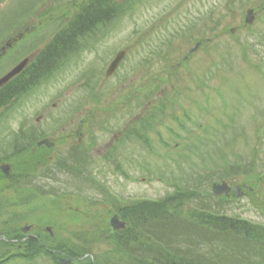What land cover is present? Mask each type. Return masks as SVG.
<instances>
[{"label":"rangeland","instance_id":"374dc122","mask_svg":"<svg viewBox=\"0 0 264 264\" xmlns=\"http://www.w3.org/2000/svg\"><path fill=\"white\" fill-rule=\"evenodd\" d=\"M41 1L39 5L42 3L43 6L52 2ZM59 1L54 4L60 8L54 12L58 17L56 24L62 16V3L67 2ZM3 5L4 1L0 0V13ZM240 6V0H142L132 14L125 11L120 21L115 16L111 21L116 22L109 30L99 33L95 40L66 38L80 47L63 64L61 73L39 86L32 95L26 94L24 103L3 112L0 128L8 129H0V138L4 136L7 142L15 135V141L10 140L12 143L8 147L2 141L0 154L5 152L4 149L9 151L10 146L12 149L15 144L21 145L22 132L38 134L43 129L48 134H54V130L61 135L66 125L67 132L74 133L82 125L84 147L80 148H87L88 165H84V159L78 168L89 169L84 179L87 176L96 180L86 182L82 176L72 175L67 168L64 173H59L57 181L39 179L42 169L31 165L35 167L36 180L32 186L39 188L26 192L23 185L10 183L6 177L0 182L3 186L0 204L10 216L7 220H4L7 217L0 218V227L4 228L8 221L10 228L28 225L34 219L32 215H42L57 204L58 209L49 211L54 216L45 221L54 226L58 242L60 238H67L70 245H78L79 234L88 237L102 219L109 220L113 202L110 194L124 204L137 199L164 198L175 190L176 185L194 186L199 183V174H206L209 166L212 167L211 156L221 161L217 151L209 153L216 147H223L225 160L234 162L237 160L235 152L241 159L250 161L258 145L259 161H256L264 169V164L260 163L264 160V41L259 39H264V0H245L246 7ZM250 8L257 14L252 24H246ZM2 22L4 16L0 15V24ZM55 26L54 22L46 26L44 37H49L48 31H54ZM58 30L59 33L62 29ZM201 40L210 41L211 49L204 53L201 44L186 60L187 64H182L189 50ZM236 41L247 44L246 53ZM44 44L38 55L47 50L49 44L47 41ZM54 45L57 52L58 45ZM122 50L125 56L119 68L107 77L108 66ZM159 51L167 53V60L157 53ZM29 55H32L31 51L26 53ZM9 62L0 66L1 74L21 61ZM180 62L178 82L161 84L159 78L167 79L170 67ZM197 80L204 86L199 87ZM151 83L161 86L157 95L151 94ZM165 91L171 96L165 101L170 103L173 98L174 107L167 106L142 128L144 117L149 114L148 108L154 112V106L160 102L157 100ZM128 130L141 132L144 140L126 138L122 141ZM79 138L60 144L59 154L67 152L72 143H79ZM27 141L30 138L24 140ZM71 153L75 154L72 150ZM106 155L113 157L107 159ZM18 172L13 169V174ZM232 181L234 188L244 182L242 178ZM203 183L208 188L214 181ZM248 187L245 185L240 190L239 197H230L234 200L224 208L233 216L264 223V217L248 195ZM53 188L57 196L51 193ZM256 188L254 195L260 200L264 196V178ZM4 198L11 201L5 202ZM36 198L43 199L35 201L38 208H34L37 209L35 213H29L32 202L30 205L26 200ZM75 212L79 217L73 219ZM115 245L102 242L93 252L102 260V252H116ZM15 252L18 251L6 250V254L1 251L0 255L4 254V258ZM10 263L54 264L48 256L33 261L16 259Z\"/></svg>","mask_w":264,"mask_h":264},{"label":"trees","instance_id":"16d2710c","mask_svg":"<svg viewBox=\"0 0 264 264\" xmlns=\"http://www.w3.org/2000/svg\"><path fill=\"white\" fill-rule=\"evenodd\" d=\"M141 2L142 0H105L103 4L100 0H90V19L87 26L85 27L78 20L74 23L73 31L68 33L66 29L60 30L55 37L57 41L49 43L47 50L45 49L42 54L38 55L23 74L18 75L9 83L10 85L22 86L20 92L15 91L3 95L4 88L0 90V117H2L4 111L16 106L17 103L25 101L26 94L30 93L32 95L39 86L46 84L54 79L56 74L61 73L63 64L80 47V44L75 41L63 40H66V38L75 40L81 37L86 41H93L100 36L99 33L111 28L112 23L116 22L115 20L111 21L113 18L115 19V16L116 20L120 21L121 14L126 13L125 11L132 14ZM240 2L241 8L246 7L245 0H240ZM259 39L264 41L261 37ZM201 42L204 46L202 51L204 53L208 52L211 49L209 48L210 41L201 40ZM236 42L240 45L241 51L246 53L247 44ZM55 43L58 45L57 56H54L51 49ZM157 53L162 54L163 58L167 60L166 52L159 51ZM186 60L183 58L182 64H187ZM180 64L181 62L170 67L169 77L167 79L160 77V83L166 84L169 82L173 85L174 82H178L177 67ZM149 86H152L150 91H152L153 96L161 90L158 83H151ZM198 86L202 87L204 84L198 83ZM175 93L177 94V91ZM168 96L165 91L159 97L160 100L157 101L160 102L157 107L154 106V112H151L148 108L149 114L144 117L142 128L149 125V121L153 120L159 112L163 113L167 106L174 107V103L172 104L173 98L170 99V103L166 102ZM185 116L189 117L187 112H185ZM174 119L181 128L185 129V126L180 123L177 117ZM225 126L231 127L230 125ZM126 138L144 140L145 137L141 132L128 130L122 141ZM231 143L233 144V142ZM216 149L209 151V153H213V151L216 153L217 151L221 161L214 160L211 156L212 167L209 166L206 174H199V183L194 186L176 185L175 190L164 198L137 199L129 204H119L117 197L110 194L113 201L111 202L113 209H111L110 214H118L126 222V228L113 231L109 220L102 219L101 224L94 227L93 234H89L88 237L82 233L79 234L80 244L78 245H70L69 239L60 238L57 255L71 258L77 264H101L100 262H104L102 264H264V223H256L247 218L227 213L224 205L229 207L228 204L234 198L216 197L211 192V186L205 188L203 183L205 180H211V182L213 180L214 183L226 181L232 185V180L242 178L244 182L239 184L240 187L249 186L247 188L248 195L258 212L264 217V196L259 200L258 196L254 195V189L257 190L256 187L264 178L262 171L264 169H261L256 161H259L258 145L250 161L241 159L238 157V153L235 152L234 155L237 156V160L229 162L224 158V148L219 146ZM111 157L113 156L106 155L107 159ZM85 158V150L80 149L75 152V155L71 154L68 157L59 158L58 165L61 170L69 168L68 170L75 176L83 177L85 166L82 169L77 168L82 166ZM260 163L263 165L264 160ZM84 165H88V160ZM117 167L120 169V166ZM4 176V174H0V182L4 180ZM89 179L95 182L92 177L83 178L86 182H89ZM2 192L3 190L0 188V194ZM107 192L109 194L108 190ZM11 229L15 230V228ZM0 231L8 238H19V236L10 235L5 228L0 229ZM102 242H105L106 245L116 244L117 250L116 252H114L115 250L102 252L103 258L101 260L97 258L93 251L96 245ZM20 244V242L14 244L8 241L0 242V245L3 246ZM41 256H48L52 263L59 264L54 254L45 251L42 246L36 253L15 252L4 262L16 259L33 261ZM91 257L94 259H91Z\"/></svg>","mask_w":264,"mask_h":264},{"label":"flooded vegetation","instance_id":"af4514ba","mask_svg":"<svg viewBox=\"0 0 264 264\" xmlns=\"http://www.w3.org/2000/svg\"><path fill=\"white\" fill-rule=\"evenodd\" d=\"M3 1H4V5H3L4 8H2L3 11H1L0 13V15L4 16V22L0 24V66L1 67L5 64L8 65L10 63L9 61L11 62L22 61L26 58H29L28 65H30L37 58L38 53L41 52L39 48L41 47L42 44L45 43V41H47L48 44L50 43V41H57L55 37L58 34L57 32L59 31L58 29H62V31L66 29L67 32L69 33L73 31V28L75 26L74 23L76 21L78 22L79 20V22H81L86 27L88 24L87 22L90 19L89 18L90 0H67V2H63L61 6L62 16L58 24H56L55 22L58 19V17H56V15L54 16V12L60 10V8L59 7L56 8L57 5L55 6L54 4L60 2L59 0H52L50 4L48 5L45 4L44 6L42 5V3L41 5H39V3L42 2L41 0H3ZM100 2L104 4L105 0H100ZM53 22L56 25L54 28L55 30L53 31L52 29H50L48 31L49 37L48 35L44 37L43 32L45 27L48 25L50 26L51 23ZM63 41H67V40H63ZM28 44L31 45L28 47ZM56 49L57 46L54 45L52 47V53H54V56H57V52L55 51ZM28 51H31L32 53L31 56L30 55L26 56V53ZM16 65L17 64H15L14 66ZM9 71L2 74L0 72V78L6 75ZM24 71H22L19 75L23 74ZM2 72L4 71L2 70ZM16 77L8 81L4 86L0 88V90L4 88L3 95L15 91L20 92L22 86H17L16 84L13 85L9 84ZM22 103H24V101L17 103L15 105L17 106L18 104H22ZM2 119H4V117H0V121ZM3 127L0 128L3 131L6 130V128L8 129V127H4V128ZM81 127L82 125H80L78 127V130L74 133V132H67L68 127L66 125V127L63 128V133L61 135H59L58 133L56 134L54 130H53L54 134H48V132L47 131L45 132L43 129H41V132H39L38 134H35V131H28V133L30 134H26L25 132H22L19 137L23 141L21 142V145L16 146L15 144L14 148L12 149H10L12 147L10 146L9 151H7L8 149H4L5 152L0 154V163H1L0 174L1 173L4 174L5 175L4 178L8 177L7 180L10 183L23 185L24 190L26 192L28 191L32 192L33 188L38 186V185L32 186V183L35 182L36 180L34 178L35 167H32L31 165L33 166L36 165L38 170L42 169L43 172L40 175L39 179L49 180L50 178H53L54 180L57 181L60 171L64 173L66 169V168H64V170L60 169L58 165L59 157H61L62 155H63L62 157H68L69 155L72 154L71 150L75 153L81 149L80 147H84L82 145V140H81L83 139V134L80 131ZM32 129L34 130L35 128L32 127ZM14 136L12 137V139H14ZM77 136L80 137L79 138L80 142L72 143L71 147L67 150V152L60 155L59 150H57L59 145L64 144V142H68V141L71 142ZM27 138H30V141L24 142V140H26ZM10 140L6 142V139L3 136L0 138V143L4 141V145H7L8 147V145H11L12 143V141ZM13 141H15V139ZM83 149L85 150V152H87V148H83ZM17 156L18 158H16ZM14 164L15 166L13 167V169L19 171L18 173L15 174H13V169L12 170L10 169ZM30 178L33 179L31 182L28 181ZM2 187L3 186H0V188ZM55 190L56 189L53 188L50 191L52 194H55L54 196H57ZM41 199L43 198H36L32 201L26 200V202L29 203L30 205H31L30 202H32V205L29 207V211H28L29 213H35L37 209L34 208H38V207L34 202ZM4 200L5 202L8 203L9 200L11 201L10 198H4ZM129 203L130 201L124 204H129ZM42 207H40L39 210ZM52 208L58 209L57 204H54ZM52 208L51 210H48L46 213L43 214L40 213L42 215H39L37 217H34L31 214L32 218H34L33 221L28 225H24L27 223H24L23 226L21 224L15 225L14 226L15 230H12L10 229V227L7 226L9 222L8 221L5 225V227H7L6 231L10 233V235L12 236L13 235L20 236L18 239H8V242H11L13 244L20 242L21 244L13 245V246L0 245V252L2 251L3 253H5L6 250L11 251L13 249L21 252L27 251L28 253L30 252L36 253V251L42 246V248H44L45 251L53 253L54 256L56 257L57 253L59 252V245L57 238L58 236L53 228L54 226L51 225L49 222L45 221L48 218L50 219L54 216L52 213L50 215V212L53 210ZM6 210L7 209H5V207L2 204H0V217L1 218L7 217L4 220L9 219L10 216L7 213L8 210L7 211ZM54 212H58V211L55 210Z\"/></svg>","mask_w":264,"mask_h":264},{"label":"water","instance_id":"95a60500","mask_svg":"<svg viewBox=\"0 0 264 264\" xmlns=\"http://www.w3.org/2000/svg\"><path fill=\"white\" fill-rule=\"evenodd\" d=\"M254 19V15H253V10H249L248 12V17L246 19V21L248 23L252 22ZM199 45H197L195 47V49L198 47ZM194 49V50H195ZM193 51V50H192ZM125 56V51H121L120 53H118V55L116 56V58L114 59V61L111 63L110 67L107 70V75H111L113 74V72L117 69L120 61L124 58ZM26 60L23 61L21 64H19L18 66H16L12 71H10L7 75H5L4 77H2L0 79V87L6 83L7 81H9L13 76H15L16 74H18L26 65ZM231 190V188L229 187V185L227 183H221V184H214L212 187V192L213 194L217 195V196H223V194H228V192ZM236 191H239V188H235ZM111 224L113 226L114 229H120L124 227V222H121L118 220L117 216H114L111 220ZM59 262L61 264H68L70 262V260L68 259H59Z\"/></svg>","mask_w":264,"mask_h":264}]
</instances>
